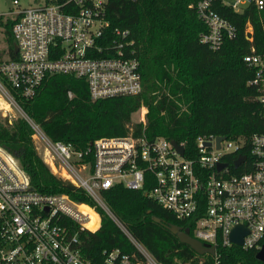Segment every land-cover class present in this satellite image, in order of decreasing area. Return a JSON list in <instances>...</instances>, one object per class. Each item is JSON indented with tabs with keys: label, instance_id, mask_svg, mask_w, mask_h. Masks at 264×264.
Masks as SVG:
<instances>
[{
	"label": "built area",
	"instance_id": "2783aa9c",
	"mask_svg": "<svg viewBox=\"0 0 264 264\" xmlns=\"http://www.w3.org/2000/svg\"><path fill=\"white\" fill-rule=\"evenodd\" d=\"M105 1L41 0L18 8L10 28L16 56L0 59V96L21 111L51 166L63 173L54 175L82 189L134 251L105 248L99 260L84 256L78 232L98 229L94 206L74 202L65 193L38 191L17 158L0 146V264H159L100 199L101 191L115 185L142 192L177 220L192 219V237L213 247L212 254L205 253L211 256L209 264H225L216 247L233 245L253 251L256 262L264 264L255 257L264 243V132L252 133L246 140L197 135L192 148L175 141L181 152L171 140L148 138L142 131L97 137L77 148L47 137L9 92L29 99L46 76L69 74L84 79L90 100L138 94L141 80L134 41L127 29L108 30ZM216 5L235 12L246 5L261 10L264 0H198L193 8L206 28L199 42L211 50L235 34L234 25L218 14ZM251 32L247 23L245 33ZM242 61L253 69L247 84L255 87L264 117L263 56L251 48ZM67 96L72 97L70 91ZM218 136L222 138L217 142ZM239 155L244 159L234 166ZM220 163L224 165L218 168ZM89 211L96 216L94 227L85 225ZM237 225L246 230L240 245L229 237Z\"/></svg>",
	"mask_w": 264,
	"mask_h": 264
},
{
	"label": "trees",
	"instance_id": "16d2710c",
	"mask_svg": "<svg viewBox=\"0 0 264 264\" xmlns=\"http://www.w3.org/2000/svg\"><path fill=\"white\" fill-rule=\"evenodd\" d=\"M198 0H106L104 17L108 30L127 29L134 41L139 62L141 91L136 95L90 100L86 82L69 74L46 76L34 96L21 98L9 89L22 112L53 141L83 148L101 136L128 133L146 137L162 136L194 146L197 135L215 134L227 138L264 132L261 104L256 89L247 84L253 69L243 61L252 48L264 59V7L246 5L235 12L216 5L215 10L235 27L218 49L199 42L206 31L197 18ZM12 19L3 24L6 54L15 58L11 35ZM252 27L245 33L246 24ZM247 37V38H246ZM70 91L72 97L67 96ZM146 108L145 123L131 122V114ZM32 129L23 118L0 123V146L13 154L30 184L40 192H61L77 203L94 206L99 227L94 232H78L84 256L100 259L102 249L119 248L131 253L134 247L107 214L84 191L51 173L35 151ZM246 154V148L243 150ZM108 210L140 242L159 264H209L211 256L197 254L178 241L166 224L188 228L193 220H177L154 200L137 190L120 185L100 192ZM152 216L162 223H156ZM225 264H258L253 251L238 246L216 247Z\"/></svg>",
	"mask_w": 264,
	"mask_h": 264
},
{
	"label": "rangeland",
	"instance_id": "374dc122",
	"mask_svg": "<svg viewBox=\"0 0 264 264\" xmlns=\"http://www.w3.org/2000/svg\"><path fill=\"white\" fill-rule=\"evenodd\" d=\"M11 1L12 0H0V59L5 58L6 50H7V46L5 44V40L3 37L4 36L3 24L5 23V21L8 19H12L15 15V11L18 8L35 5L39 3L41 0H17V4H12ZM145 113H146V108L144 106L139 107L136 111H134L131 114V122L133 123L140 122L144 124ZM18 118H23L21 111L16 106L10 104L6 98L0 96V123L9 124ZM31 140L34 145L35 151L37 152L41 160L44 162V164L48 167L49 171L53 174L63 176V173L61 172L59 173L60 171L59 169H56L57 170L56 172L55 169L51 166L48 155L45 153L43 145H41V142L37 139V137L31 134Z\"/></svg>",
	"mask_w": 264,
	"mask_h": 264
},
{
	"label": "water",
	"instance_id": "95a60500",
	"mask_svg": "<svg viewBox=\"0 0 264 264\" xmlns=\"http://www.w3.org/2000/svg\"><path fill=\"white\" fill-rule=\"evenodd\" d=\"M13 51H16L15 45H13ZM221 136H218L216 138L217 142L221 139ZM171 144L179 151L181 152V148L176 145L175 141H171ZM244 159L243 155L237 156V158L234 160L233 165L237 166L242 160ZM224 164L220 163L218 164V168L222 167ZM152 220L156 223H162L161 220L156 217L152 216ZM166 228L176 236L179 242L184 243L188 245L195 253L197 254H212L213 253V247L212 246H207V244H203L197 239L193 238L192 236L189 235L188 233V228H182L178 225L175 224H166ZM246 233V230L240 226L237 225L232 230L230 231L229 237L230 240L237 244L240 245L242 242V236ZM255 257L261 261H264V243L262 244L260 250L255 254Z\"/></svg>",
	"mask_w": 264,
	"mask_h": 264
},
{
	"label": "bare ground",
	"instance_id": "6f19581e",
	"mask_svg": "<svg viewBox=\"0 0 264 264\" xmlns=\"http://www.w3.org/2000/svg\"><path fill=\"white\" fill-rule=\"evenodd\" d=\"M78 208H80L81 210H87V208L81 206V205H77ZM96 224V216L94 213H92L91 211H89V221L85 224L87 227H94Z\"/></svg>",
	"mask_w": 264,
	"mask_h": 264
},
{
	"label": "crops",
	"instance_id": "0c3cea01",
	"mask_svg": "<svg viewBox=\"0 0 264 264\" xmlns=\"http://www.w3.org/2000/svg\"><path fill=\"white\" fill-rule=\"evenodd\" d=\"M7 55V54H6ZM6 55H5V58H6ZM8 56V55H7Z\"/></svg>",
	"mask_w": 264,
	"mask_h": 264
}]
</instances>
